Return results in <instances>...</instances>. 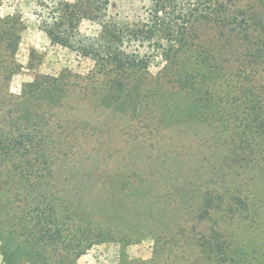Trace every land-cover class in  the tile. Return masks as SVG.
Instances as JSON below:
<instances>
[{
	"label": "trees",
	"instance_id": "trees-1",
	"mask_svg": "<svg viewBox=\"0 0 264 264\" xmlns=\"http://www.w3.org/2000/svg\"><path fill=\"white\" fill-rule=\"evenodd\" d=\"M111 1L35 0L50 42L93 64L83 73L64 68L36 75L19 95L6 89L23 25L14 17L0 19L4 264H77L93 246L117 240L116 229L95 215L90 200L76 199L84 197L80 192L68 196L60 179L68 155L60 132L71 113L127 120L148 134L232 126L239 132L229 137L224 167L264 163V0H148L145 15L133 22L108 16ZM85 22L97 28L94 34L82 33ZM102 185L93 195L97 200L108 195ZM209 185L201 188L194 224L213 208L231 213L237 202L243 205L226 187ZM224 249L215 237L203 239L195 247L198 259L183 264H242Z\"/></svg>",
	"mask_w": 264,
	"mask_h": 264
},
{
	"label": "rangeland",
	"instance_id": "rangeland-1",
	"mask_svg": "<svg viewBox=\"0 0 264 264\" xmlns=\"http://www.w3.org/2000/svg\"><path fill=\"white\" fill-rule=\"evenodd\" d=\"M148 8V0H112L107 14L133 22ZM11 17L23 26L8 93L19 95L36 75H56L64 68L83 73L92 66L90 57L50 42L40 28L35 0H0V19ZM96 29L87 22L81 26L85 34ZM150 69L156 71L154 66ZM64 123L60 135L67 140L68 155L60 179L68 196L83 194L76 199L90 200L91 210L110 222L117 234L116 241L93 246L77 264L194 263L196 245L212 237L224 242L228 258L264 264V163L254 169L224 167L229 137L238 129L220 126L200 132L172 127L148 134L127 120L90 112L71 113ZM259 141L264 144V134ZM102 183L108 195L97 200L93 195L101 193ZM210 183L217 189L226 187L243 205L237 202L233 214L225 206L213 208L194 224L201 210V188ZM118 187L124 188L121 194Z\"/></svg>",
	"mask_w": 264,
	"mask_h": 264
}]
</instances>
